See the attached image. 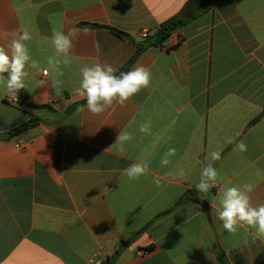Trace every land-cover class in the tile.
Segmentation results:
<instances>
[{
  "label": "crops",
  "instance_id": "crops-1",
  "mask_svg": "<svg viewBox=\"0 0 264 264\" xmlns=\"http://www.w3.org/2000/svg\"><path fill=\"white\" fill-rule=\"evenodd\" d=\"M188 1L0 0V44L27 28L38 62L16 95L0 84V264H219L221 252L230 264H264V235L248 226L230 234L217 219L226 187L251 184V202L264 204V0H224L141 53L129 71L149 68L151 84L125 106L68 112L86 99L76 91L81 67H124L143 33ZM73 28L70 63L61 56L54 70L52 33ZM125 131L133 139L116 143ZM141 161L149 172L129 180L124 170ZM208 163L218 177L203 194Z\"/></svg>",
  "mask_w": 264,
  "mask_h": 264
},
{
  "label": "clouds",
  "instance_id": "clouds-1",
  "mask_svg": "<svg viewBox=\"0 0 264 264\" xmlns=\"http://www.w3.org/2000/svg\"><path fill=\"white\" fill-rule=\"evenodd\" d=\"M80 29H70L67 33L53 31L51 44L55 49L56 56L49 58L48 64L55 70L61 63L59 57L63 56V63H70V52L73 48V41L80 33ZM86 34L89 30L84 29ZM6 44H0V84L5 85L7 91L16 95L19 90L26 88V79L29 77L28 68H36L38 62L31 59L27 42L33 39L31 32L24 27L13 30L10 33H3ZM117 69L107 63H94L91 66H83L80 69L81 81L76 89L77 93L86 98L87 110L94 115L103 113L114 103L125 106L126 103L142 89L151 84L152 74L149 68L138 66L128 72H121L115 75ZM53 88L58 93L57 83ZM81 111L83 109H80ZM151 122L141 123L139 131L149 133ZM133 136L128 132H120L116 143L123 145L131 141ZM115 143V144H116ZM236 150L244 152L247 146L243 141L236 145ZM175 149L170 148L161 158L162 167L167 166L169 157L175 155ZM211 161L220 159L219 151H212L209 154ZM149 172V163L141 161L132 163L124 173L129 180H138ZM218 171L212 163H208L201 171L199 183L196 188L200 193L208 194L215 186ZM155 182L159 185V180ZM253 191L251 184L243 186L226 187L217 195V219L222 222V228L230 234L237 232L239 227L248 226L254 228L259 235H264V204L254 205L250 199Z\"/></svg>",
  "mask_w": 264,
  "mask_h": 264
},
{
  "label": "trees",
  "instance_id": "trees-1",
  "mask_svg": "<svg viewBox=\"0 0 264 264\" xmlns=\"http://www.w3.org/2000/svg\"><path fill=\"white\" fill-rule=\"evenodd\" d=\"M222 1H224V0H189L186 3V5L184 6V9L179 16L173 17L172 19L162 23L154 34L145 37L140 42L135 43L136 47H137L135 55L130 59V61L124 67L119 68L117 70V72L115 73V75L118 76L121 72H128L133 61L141 53H143L144 51H146L147 49H149L151 47H156V46L161 47L167 41V39L170 37L171 33L176 28L182 26L183 24H185L189 20L193 19L194 17L208 12L213 6H215L216 4H218ZM114 31L119 35H124L120 31H116V30H114ZM84 103H87L86 99L72 105L68 109V112L76 109L77 107L83 105ZM32 107H34L35 109H43V108L50 107V106L43 105V106H32ZM34 122L35 121L25 123L24 125L19 127L17 129V131L27 129ZM129 244H130V241H123L120 249L127 247ZM118 254H119V251H117L113 257L115 258ZM218 262H219V264H230L228 262L226 256H225V254L222 252L218 254Z\"/></svg>",
  "mask_w": 264,
  "mask_h": 264
},
{
  "label": "built area",
  "instance_id": "built-area-1",
  "mask_svg": "<svg viewBox=\"0 0 264 264\" xmlns=\"http://www.w3.org/2000/svg\"><path fill=\"white\" fill-rule=\"evenodd\" d=\"M147 36H148L147 32H144V33H143V37L145 38V37H147ZM13 101H14L15 103L18 102V100H17L16 98H13ZM148 253H149V250H140V251L138 252V255L141 256V257H143V256H146Z\"/></svg>",
  "mask_w": 264,
  "mask_h": 264
}]
</instances>
